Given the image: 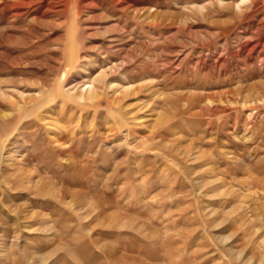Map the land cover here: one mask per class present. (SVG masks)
<instances>
[{
  "label": "rangeland",
  "instance_id": "374dc122",
  "mask_svg": "<svg viewBox=\"0 0 264 264\" xmlns=\"http://www.w3.org/2000/svg\"><path fill=\"white\" fill-rule=\"evenodd\" d=\"M14 1L0 264H264V0Z\"/></svg>",
  "mask_w": 264,
  "mask_h": 264
},
{
  "label": "bare ground",
  "instance_id": "6f19581e",
  "mask_svg": "<svg viewBox=\"0 0 264 264\" xmlns=\"http://www.w3.org/2000/svg\"><path fill=\"white\" fill-rule=\"evenodd\" d=\"M112 1V0H110ZM115 1V0H114ZM123 0H121L122 2ZM15 3H17V1L15 0L14 1ZM18 2L22 5H18V6H29L30 4H36V6L34 7V9H41V7H43L42 9V14L43 13H46V12H50L51 14H58V13H61V12H65L67 11L69 7V2L68 0H18ZM107 2V1H106ZM119 2V0H118ZM116 3V2H115ZM101 4V3H100ZM17 5V4H16ZM14 5V6H16ZM115 5V4H114ZM119 5V4H118ZM129 5V4H128ZM97 3L95 2V0H80V3H79V8L81 10L82 9H85V8H96ZM117 7V6H116ZM15 8V7H14ZM98 8V7H97ZM118 8V7H117ZM28 9V8H27ZM121 9V8H120ZM126 9V8H125ZM124 10V9H123ZM28 11V10H27ZM82 11H85V10H82ZM87 11V10H86ZM122 11V10H121ZM36 13V11H34ZM21 14V13H20ZM104 14V13H103ZM67 17V16H66ZM104 78V77H103ZM91 87L90 90L87 92V93H84V91H82V98H86V94L88 96H91V97H95V96H98L99 92L96 90V88H93L92 85L89 86Z\"/></svg>",
  "mask_w": 264,
  "mask_h": 264
}]
</instances>
